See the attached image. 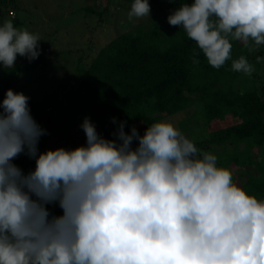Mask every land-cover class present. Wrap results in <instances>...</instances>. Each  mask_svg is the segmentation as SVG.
<instances>
[{
  "label": "clouds",
  "instance_id": "obj_1",
  "mask_svg": "<svg viewBox=\"0 0 264 264\" xmlns=\"http://www.w3.org/2000/svg\"><path fill=\"white\" fill-rule=\"evenodd\" d=\"M150 14L149 0H133L128 18ZM167 21L217 69L231 58V40L264 45V0H193ZM39 41L3 22L0 66L38 59ZM232 70L251 75L254 67L241 56ZM29 100L8 89L0 104V264H264V199L172 123L141 135L120 121L108 139L85 117L86 144L40 152L48 130ZM21 154L35 160L34 170L13 162ZM57 204L59 216L48 208Z\"/></svg>",
  "mask_w": 264,
  "mask_h": 264
},
{
  "label": "trees",
  "instance_id": "obj_2",
  "mask_svg": "<svg viewBox=\"0 0 264 264\" xmlns=\"http://www.w3.org/2000/svg\"><path fill=\"white\" fill-rule=\"evenodd\" d=\"M5 1L0 0L2 3ZM97 1L86 8L88 18L97 14L98 10L100 12L103 7L102 4L97 6ZM127 1L132 5L133 0ZM103 2L107 4L105 9L109 10L110 1ZM192 2L149 0L152 9L156 11H153L149 19L119 33V37L97 52L91 51L92 45L88 54L80 55L78 60L71 63L75 68L71 78L74 86L72 83L67 85L68 88L64 84H52L54 73L48 77L47 74L40 76L43 84L40 92L45 103L38 104L29 100L31 113L48 130L56 121L52 114L57 109L56 104H63L64 100H60L59 93L63 89L70 102L76 96L86 98L98 117L97 128L100 134L114 139L113 132L117 130L120 121L127 122L125 131L129 134V128L136 126L143 135L148 125L183 111L192 106L196 99L201 100L204 120L198 118L194 125L197 128L205 126L210 135L202 141H194V144L197 148L203 147L204 152L215 154L218 166L230 169L235 177L233 181L249 195L259 199L260 196L264 197V151H258L257 157L253 152L255 148H264V61L258 63L256 58L264 57V45L256 46L250 41L246 46L241 41L231 40V58L219 69L212 67L196 42L189 39L182 28L171 26L167 21V17L177 7ZM121 6L123 4L119 3ZM9 11L13 15L14 26L20 27L22 22L15 7ZM97 15L102 21L99 15L103 14ZM88 55L91 60L85 61L84 56ZM241 56L246 57L254 67L251 75L232 70L233 60ZM50 57L44 53L29 62L27 58L18 56L14 68L5 69L0 66V104L6 91L12 89L21 74L38 71L41 74L48 70L55 72L57 64L53 65ZM194 59H198L199 63H194ZM48 62H51L50 65ZM242 77L245 79L241 80ZM238 80H241L240 83ZM66 105L69 107L70 104ZM46 106L51 109L47 110ZM71 115L66 113V119ZM113 117L117 118L116 124L112 122ZM193 130L197 131L196 128ZM45 145L46 135L41 137L38 147L40 149ZM13 162L25 173L34 170L31 166L35 168L33 159L25 154ZM248 164L256 165L258 172L253 174L248 169L253 176L244 185L235 170ZM48 208L52 215L63 214L58 204L48 205Z\"/></svg>",
  "mask_w": 264,
  "mask_h": 264
},
{
  "label": "rangeland",
  "instance_id": "obj_3",
  "mask_svg": "<svg viewBox=\"0 0 264 264\" xmlns=\"http://www.w3.org/2000/svg\"><path fill=\"white\" fill-rule=\"evenodd\" d=\"M109 1L111 3L109 10L108 8L105 9L107 4L103 0L96 2L97 6L100 4L103 6L100 12L98 10V13L103 14V16L99 15L102 21L98 19V13L92 15L90 18L87 17L86 8L94 4L95 0H16L15 2L7 0L3 3L0 2V24L5 21H11L13 23V15L12 13L10 14L9 10L15 7L19 20L22 22V25L17 28L21 30L27 29L31 33L38 35L41 39L39 41L40 48L42 49L41 54L48 53V55H51L50 58H52L53 65L57 64L55 72L48 70L41 74L39 73L40 71L21 74V78L14 82L12 89L17 92L22 91L30 97V100L38 104L45 103L42 101L43 96L41 94L42 92H40L43 87L40 76L47 74L48 77L54 73L52 84H64L68 88L67 85L72 83L74 86V82L71 81L72 75L75 74V68L72 67V62L78 60L80 55L88 54L90 52L89 50H91L89 47L92 45L93 49L91 51L97 52L102 46L107 45L114 38L119 37V33L125 32L149 19L153 11H155L151 6V16L142 18L134 17L132 20H129L128 12L130 11L131 5L127 0L126 2H122L121 0ZM119 3H122L123 6L119 7ZM122 22H124V29L121 27ZM51 48H53V51H50ZM84 57L85 61L91 60L89 55ZM50 63L48 62L49 65ZM65 64L68 65L64 66ZM53 65L52 67L54 68ZM83 69L86 70L87 67L84 66ZM244 79L245 77L241 78V80ZM241 80H238V82L240 83ZM247 80L248 78H246V84ZM59 93L60 100L64 101L62 102L63 104H56L57 109L52 113L56 121L48 129L46 145L39 149L40 152L49 149L55 150L59 147L74 149L84 145L86 144V136L80 127L84 118L89 117L96 124V127L98 124L96 112L88 104L86 98L80 95L76 96L70 102L68 95L63 89H60ZM67 103L70 104L69 107H67ZM49 107L46 106L45 108L49 110L51 109ZM44 113L46 114V112ZM66 113L69 115L73 114L70 118L66 119ZM198 118L202 121L204 120L203 103L201 100L196 99L192 106L157 122H170L185 137L193 142H199L208 138L210 132L206 130L205 126L197 128L198 126L194 125L195 120ZM195 128L197 129L196 132L193 130ZM129 130L131 131V128ZM97 131L100 133L99 128H97ZM193 132H195V135ZM137 144L138 141H134L133 147L137 146ZM198 149L202 151L203 147H198ZM258 151L263 152L264 148H255L253 152L255 157H257ZM33 161L35 162L34 159ZM31 169H34L33 166H31ZM248 169L253 174L258 172V167L252 164H248L242 168H236L235 170L244 185H247L251 180V176H253ZM232 177L233 179L235 178L234 175ZM259 199H264V197L260 196Z\"/></svg>",
  "mask_w": 264,
  "mask_h": 264
}]
</instances>
